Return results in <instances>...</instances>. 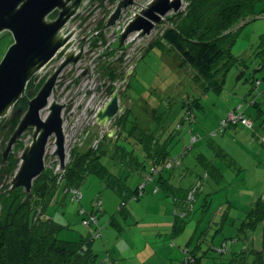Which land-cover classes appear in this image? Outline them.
Returning <instances> with one entry per match:
<instances>
[{"label":"rangeland","instance_id":"374dc122","mask_svg":"<svg viewBox=\"0 0 264 264\" xmlns=\"http://www.w3.org/2000/svg\"><path fill=\"white\" fill-rule=\"evenodd\" d=\"M147 1L149 0H135L133 7L123 11L124 16L121 21L105 30H103V23L115 7L117 0L91 1L84 11L73 19L67 29L66 33L71 31L75 33L74 49L79 50L84 44L82 59L76 65H70L62 71L51 97V100L66 105L63 119L66 130L67 163L73 150L85 152L90 147L97 146L98 137L115 134L113 123L107 126L97 125L96 113L112 97L109 89L114 88L113 93L120 89V94L122 93L120 106L124 110L126 108L132 110L131 120L137 116L145 117L140 110L142 106L147 107L145 110L148 111V108L155 106L162 108V105L168 106L170 102L178 100L173 110L174 124L170 130L167 129L166 133V137L171 133L174 134L168 147L173 149L175 156L186 152L182 166L187 169L190 168H188L189 164L192 166L189 170L193 172L189 173L183 185H187L188 181H196L198 176H202L207 187L203 195L201 193L197 197L193 213L183 221L176 216V204L173 198L168 195L158 180L150 179V176L146 180L147 175L150 174L149 171L134 172L120 163L102 157L101 161L106 169L122 181L124 180L131 190L144 185L138 200L128 193L124 194L128 196L123 199L111 188H107L99 176L91 175L80 185L79 200H74L72 195H67L59 189L55 203L46 213H43L42 209L39 214L43 216V219L52 217L60 225L59 236L64 241H79L92 229L96 230L93 249L98 255L100 264H184L185 256L181 249L186 246L193 250L202 242V253L213 245L219 247L227 238L237 235L236 230L229 224L224 225L223 230L218 232L223 214L220 208L226 203L228 195L231 198L238 197L240 201V208L233 206L230 209V216H238L242 219L245 217V209L253 205L264 193L263 184L255 186L256 178L252 177L253 172L244 176L241 173L242 177L238 178L242 167L246 168L242 161V153L245 150L242 152V146L239 143L241 134L234 133L230 125L220 131L221 122L226 120L231 111L239 105H243L247 110L248 103L258 99V105L264 113V95H262L264 85L259 92V88H256L255 76H253L260 64H264L261 57L254 56L258 44L262 42L264 17L251 21L240 29L237 36H233L231 54L235 58L245 59V66L231 64L222 79L221 92L214 90L205 92L202 87L204 81L196 79V71L185 65L179 54L163 39L165 31L175 26L178 19L162 23L149 37L139 39L127 49L109 54L117 38L116 31L127 22L131 11ZM190 8L191 1L184 0L182 14L190 12ZM256 13H264V0L257 4ZM12 43L11 33L0 34V63ZM157 43H160L162 49L154 46ZM226 62L225 60L224 63ZM59 64L54 65L42 75V80L33 87L36 91ZM111 71H114L116 79ZM135 71L136 75L130 81ZM222 71L223 69L216 72L215 76ZM255 74L256 79H261L262 76L264 77V69ZM205 84L208 86L206 81ZM184 94H194L199 97L203 108L194 111L195 120L192 123H182L181 127L179 126V129L175 131L174 126H178L182 118L181 109L178 107ZM32 97L24 99L16 106V109L20 108L24 113ZM48 113L47 108L43 109L42 119ZM246 115L251 117L250 121L255 125L254 129L259 130L264 114L261 118L256 108H251ZM7 121L0 123V156L11 135ZM242 130L245 132L246 129ZM192 131H195L194 134ZM250 131L253 132L252 129ZM31 134L32 131L28 130L22 136L21 141L14 147L8 165L6 164L8 168L5 167L6 171L0 177V200L9 193V182L18 168L19 156ZM263 134L264 132L260 135ZM193 135L199 138L195 146H192L191 141ZM263 136H260L262 140ZM53 141L54 137L49 141L45 158L46 165L52 166V171L59 167L58 158L52 156L55 148ZM112 141H115V138H112ZM254 141L256 142L257 138H254ZM119 143L124 142L121 140ZM258 144L261 148L260 143ZM113 146V144L110 145V150H113ZM220 150L227 154V159L217 156ZM200 154L211 156V160H215L218 166L223 165L221 172L224 177L220 182H216L212 176L210 178L204 176L206 167L196 160ZM187 162L189 164H186ZM181 167L176 168L178 174L181 172ZM259 172L263 174L261 170ZM262 177L264 178V174ZM177 178L176 176L175 179ZM205 197H208L211 202L206 208ZM122 202H125L126 206L121 209ZM91 215H96L97 221L85 225V221L92 220ZM177 227H180L182 231L177 232L175 230ZM256 237V242L263 248L264 225L256 232ZM239 242L237 246L240 247ZM208 257L215 258L216 254L211 252ZM202 261L201 264L212 263L211 259Z\"/></svg>","mask_w":264,"mask_h":264},{"label":"trees","instance_id":"16d2710c","mask_svg":"<svg viewBox=\"0 0 264 264\" xmlns=\"http://www.w3.org/2000/svg\"><path fill=\"white\" fill-rule=\"evenodd\" d=\"M190 1V12L175 17L174 19H178L177 24L165 31L163 39L179 54L185 65L196 71V79L204 81L202 87L205 92L214 90L220 93L222 79L229 66L231 64L245 66V59L235 58L231 54L233 36H237L240 29L251 21L264 17V13H256V6L261 0ZM55 17L56 14L52 16V18ZM261 40L254 56L261 57L264 61V34ZM159 44L154 46L162 49ZM225 60L226 63H224ZM221 69H223L221 74L215 76V73ZM263 69L264 64L261 63L255 72ZM113 74L116 79L115 73ZM135 75L136 71L130 81ZM34 86L31 82L29 88ZM113 90L114 88L109 89L111 95H113ZM123 93H126L125 90ZM177 103L178 100L170 102L168 106L162 105V108L157 106L148 108V111L145 110L147 107L142 106L140 110L145 117L144 115L137 116L132 120L130 118L132 110L126 108L124 113L115 120L114 125L117 132L113 137L109 135L98 137L96 148L90 147L85 152L73 150L66 168L59 174L45 169L42 175L34 181L30 194L23 189L8 191L9 193L0 200V264H100L98 255L93 249L96 230L92 229L85 238L79 241H64L59 236L60 225L52 217L48 216L43 219V216L39 214L42 209L43 213H46L55 203L59 189H62L64 193L69 188L79 189L80 185L91 175L99 176L107 188H111L123 199L131 195L138 200L144 187L141 188V185L136 190H131L124 180L122 181L106 169L101 161L102 157L120 163L134 172L149 171L150 174L147 175L146 180L150 176V179L158 180L167 193L175 191L177 188L169 183L170 179L165 175L181 167L186 158V152L175 156L173 149L168 147L174 134L171 133L166 137L167 129L170 130L174 124L172 122L175 118L173 110ZM178 108L181 109L182 118L178 126H174L175 131L182 123L193 122L195 120L194 111L201 110L203 104L196 95L184 94ZM7 122H9L8 129L12 134L18 121H12L11 117ZM112 138H115V141H112ZM121 140L124 145L119 143ZM111 144L114 145L113 150L109 148ZM179 156H183L180 165L167 168L169 161ZM196 160L206 167L204 176H214L215 166L207 160L206 156L196 157ZM6 164L0 177L6 171L5 167L8 168ZM185 170L187 171V168L183 171ZM191 171L189 170L188 173ZM202 178L198 176L189 189L183 192L178 190L182 193H177L172 197L176 204V216L183 221L193 213L197 197L203 193L206 181ZM199 182L200 187L196 189ZM194 189L196 191L193 192ZM125 193L128 195L124 196ZM125 206L126 203L122 202L121 209ZM229 214L230 209L227 208V211L221 215L222 226L219 227L218 232L223 230ZM263 222L264 196L260 197L255 205L245 209V218L239 226L235 228L234 223L229 224L232 229L235 228L237 235L227 238L219 247L213 245L201 253L202 242H200L193 250L189 246L181 249L185 256L184 264H201L203 259H211V264H264V247L257 249L254 242L244 244L247 241L246 238H249ZM175 230L182 231L180 227ZM238 241H243L241 246H234ZM211 252H214L216 257L209 259Z\"/></svg>","mask_w":264,"mask_h":264},{"label":"water","instance_id":"95a60500","mask_svg":"<svg viewBox=\"0 0 264 264\" xmlns=\"http://www.w3.org/2000/svg\"><path fill=\"white\" fill-rule=\"evenodd\" d=\"M92 0H0V34L9 32L13 43L0 63V123L10 116L18 123L0 156V173L11 158L14 147L22 136L32 134L19 156V165L9 182V191L23 189L32 192L34 181L46 169V152L54 137L52 156L66 167V130L63 112L65 104L51 100L62 71L76 65L84 55V44L74 49V31L68 27ZM135 5V0H117L103 24V30L120 22L123 11ZM184 0H149L131 11L127 22L117 31L111 50L120 52L139 39L149 37L154 29L183 13ZM56 14L55 18H52ZM128 44H126V42ZM59 66L49 75L38 91L36 86L42 75L54 65ZM130 76V74H129ZM33 96L22 113L16 106ZM49 113L42 119L41 111ZM123 109L120 106V89L96 113L97 125L107 126ZM1 211V207H0Z\"/></svg>","mask_w":264,"mask_h":264},{"label":"crops","instance_id":"0c3cea01","mask_svg":"<svg viewBox=\"0 0 264 264\" xmlns=\"http://www.w3.org/2000/svg\"><path fill=\"white\" fill-rule=\"evenodd\" d=\"M256 72H254L253 73V76H255L254 78H255V81L256 82H259L260 84H259V86H257L256 85V88H259V92H260V88L264 85V77L262 76V78L261 79H256L257 78V76H256V74H255ZM252 76V77H253ZM264 92V91H263ZM262 92V93H263ZM262 95H264V93L262 94ZM259 103H258V99H256L255 101H252L251 103H248V105H247V107H248V109L247 110H245V108L243 107V105H239V106H237L236 107V109H238V108H241L242 110H244V113H245V115L247 114V112L251 109V108H256V111H257V113H258V115L261 117V118H263L262 117V114H264L263 113V111H262V109H261V107H260V105H258ZM235 108H234V110H236ZM234 110H232V111H234ZM231 111V112H232ZM246 117L249 119V120H251V117L250 116H247L246 115ZM194 121V120H193ZM261 128L259 129V130H257L256 131V129H254L255 127V125H252V131L253 132H251L250 130V128H247L246 126H244V125H242V124H235V125H230V127H232L233 128V132L234 133H236V134H241L240 136H241V141L239 142L240 144H241V146H242V152H243V150H245V152H243L242 153V161H243V165H244V167H246L245 169L242 167V169L240 170V174H238V178L239 177H242V175L244 176V175H246L247 173L249 174L250 172H253V175H252V177H254L255 176V181H254V183H255V186H257L258 187V184H263V186H264V178L262 177V175L264 174V141L260 138V136H263V135H260L262 132H264V119H262L261 121ZM192 123V122H191ZM241 125V128H239V126ZM238 130H237V129ZM246 129L245 130V132H243V130L242 129ZM231 129V128H230ZM254 129V130H253ZM114 130H115V128H114ZM116 131V130H115ZM194 132L195 131H192V134H194ZM243 133H245V134H243ZM247 133H249V134H247ZM115 135V134H114ZM113 135V136H114ZM252 135V136H251ZM111 134H109V137H113ZM193 136H195V135H193ZM264 137V136H263ZM193 138V137H192ZM254 138H257V141L255 142L254 141ZM238 141V140H237ZM258 143H260V145H261V148L258 146L259 144ZM196 144H197V142H196ZM221 150L219 151V153L217 154V156L219 155V157H224L225 159H227V154H225V153H223V152H221ZM206 156L205 154H200L199 156ZM244 155L246 156V157H244ZM199 156H197V157H199ZM206 158H207V160H209V161H211L212 163V165L213 166H215L213 169V171H214V176L212 177L216 182H220L222 179H223V174H222V172H221V168L223 167V165H219L220 166V168H219V166L217 165V162L215 161V160H211V156L210 157H207L206 156ZM231 158V157H230ZM231 159H233V158H231ZM186 164H189L188 162L186 163ZM211 164H210V166H211ZM235 164H238V163H236L235 162ZM218 166V167H217ZM192 168V166L189 164L188 165V168ZM189 168V169H190ZM189 169H187V171L185 170V171H183L184 170V168L183 169H181V172L178 174V170H176V171H173V172H171V173H169V174H166L165 175V177H169V183H172V184H174L175 185V188H177L175 191H172V192H170V193H168V195L172 198L173 197V195H177V193H180L181 191L183 192V190H187V189H189V187L191 186V184L193 183V182H195V181H193V182H191V181H188L189 183L187 184V185H183V183H184V180L185 179H187L188 178V176H189ZM194 170H195V166H194V168H193ZM212 169V168H211ZM261 170V172L263 173V174H260V171ZM192 172H193V170H192ZM191 173V172H190ZM241 173H242V175H241ZM259 175H261L260 177H258ZM178 177L177 179H175V177ZM209 178H210V176H209ZM208 178V179H209ZM237 180H240V179H237ZM240 182V181H239ZM244 185H245V182H244ZM237 186H239V185H237ZM206 187H207V185L205 184V187H204V189H203V193L205 192V190H206ZM181 188V189H180ZM178 190H181V191H178ZM246 191V190H245ZM181 192V193H182ZM247 192H249L248 190H247ZM203 193H202V195H203ZM264 194V193H263ZM262 194V196H264ZM206 196H208V195H206ZM251 196H254V195H251ZM261 196V197H262ZM260 199V198H259ZM258 199V200H259ZM257 200V201H258ZM256 201V202H257ZM207 202H208V204H207ZM255 202V203H256ZM210 201H209V198L208 197H205V204H207V205H209L210 206ZM255 203L253 204V205H255ZM253 205H251V206H249V207H247V208H250V207H252ZM233 206H235V207H239L240 208V201L238 200V197L237 198H234V197H230V195H228L227 196V198H226V203L225 204H223V207H221L220 208V211L221 212H224V211H227V208L228 209H231ZM246 208V209H247ZM245 217H243L242 219H240L238 216L236 217V216H230V214L228 215V218H227V221H226V225H228V224H232V223H234L235 224V228L237 227V226H239V224L243 221V219H244ZM219 224L221 225L222 224V222L220 221L219 222ZM224 224V223H223ZM225 225V224H224ZM223 225V226H224ZM262 225H264V222L263 223H260V225L257 227V229H256V231L253 233V234H251L250 235V237L249 238H246V242L244 243V244H247V243H249V242H254V244H255V247L258 249H261V247H260V245H259V243L258 242H256L257 241V237H256V232L257 231H259V228L262 226ZM222 226V225H221ZM235 228H233L234 230H235ZM238 244V243H237ZM237 244H235L234 246H236ZM239 244L241 245L242 244V242H239Z\"/></svg>","mask_w":264,"mask_h":264},{"label":"built area","instance_id":"2783aa9c","mask_svg":"<svg viewBox=\"0 0 264 264\" xmlns=\"http://www.w3.org/2000/svg\"><path fill=\"white\" fill-rule=\"evenodd\" d=\"M259 82H257V86H259ZM235 124H242V125H244V126H246V127H249V128H252V122L245 116V114H244V112L240 109V108H238V109H236V110H234V111H232L230 114H229V116H228V118L226 119V120H224L223 122H221V125H220V131H222V129L223 128H225L226 126H228V125H235ZM198 137L197 136H193V138H192V145L193 144H196V142L198 141ZM263 141H264V139H263ZM181 157H183V156H179L178 158H176V159H173V160H170L169 161V163L167 164V168H172L173 166H179L180 165V161H181ZM59 161V160H58ZM66 163H67V160H66ZM58 164H59V167L57 166V168L56 169H54V171H55V174H59L61 171H63L64 169H62V167H61V165H60V163L58 162ZM47 166V165H46ZM49 167H50V165H48ZM50 168H52V166L50 167ZM143 187V185L141 186V188ZM198 187H200V182L197 184V187H196V189L198 188ZM196 189H194L193 190V192L194 191H196ZM65 193L68 195V194H70V195H72V198L74 199V200H79L80 198H81V190L80 189H78V188H69V189H66L65 190ZM192 198V197H191ZM99 204V203H98ZM92 217H91V219L92 220H88V222H86L85 221V225H90L93 221H97V219H96V215H91ZM221 251V250H220Z\"/></svg>","mask_w":264,"mask_h":264},{"label":"flooded vegetation","instance_id":"af4514ba","mask_svg":"<svg viewBox=\"0 0 264 264\" xmlns=\"http://www.w3.org/2000/svg\"><path fill=\"white\" fill-rule=\"evenodd\" d=\"M92 1H94V0H92ZM123 16H124V13H123V15H122V17H121V19L123 18ZM121 19H120V21H121ZM98 34H99V32H97ZM111 52H113V51H111ZM108 53V52H107ZM110 53V52H109ZM125 90V89H124ZM121 91V90H120ZM120 99H121V97H120ZM124 109H123V111L121 112V114L120 115H118V116H116L113 120H112V122L111 123H113V125L115 124V120L117 119V118H119L123 113H124ZM12 121H15L13 118H12ZM115 126V125H114ZM115 128V127H114ZM115 133L117 132V129L115 128ZM94 148H96V147H94ZM66 165H67V163H66ZM66 168V167H65ZM64 168V169H65ZM46 169H49V170H51L52 171V168H50L48 165L46 166ZM53 173H55V171H53Z\"/></svg>","mask_w":264,"mask_h":264}]
</instances>
